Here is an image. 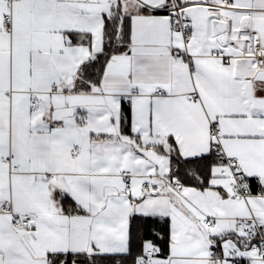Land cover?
Segmentation results:
<instances>
[{
  "label": "snow or ice",
  "instance_id": "6c2138e0",
  "mask_svg": "<svg viewBox=\"0 0 264 264\" xmlns=\"http://www.w3.org/2000/svg\"><path fill=\"white\" fill-rule=\"evenodd\" d=\"M0 264H264V0H0Z\"/></svg>",
  "mask_w": 264,
  "mask_h": 264
}]
</instances>
